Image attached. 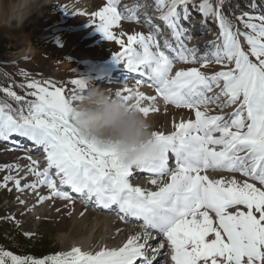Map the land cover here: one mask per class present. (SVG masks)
<instances>
[{
    "label": "snow or ice",
    "instance_id": "obj_1",
    "mask_svg": "<svg viewBox=\"0 0 264 264\" xmlns=\"http://www.w3.org/2000/svg\"><path fill=\"white\" fill-rule=\"evenodd\" d=\"M248 8L236 15L238 0H104L90 14L71 13L87 14L88 26L119 46L112 60L133 73L134 86L106 89L110 94L146 118L159 111L158 99L194 118L173 122L167 134L153 131L160 155L131 167L74 127L85 79L70 80V90L30 79L15 85L30 90L25 96L11 84L0 87L8 98L0 100V143L29 161L25 177L5 175L0 188L12 182L17 192H36L38 204L79 202L140 229L119 246H73L42 259L0 248V264H264V0H249ZM60 9L68 13L67 5ZM192 12L201 16L199 28ZM208 21L214 39L189 47ZM124 22L149 30L129 34ZM180 63L199 66L175 68ZM213 64L219 70L202 71ZM145 85L155 94L142 91ZM4 168L19 172L18 165ZM140 174L154 190L133 185ZM27 175L33 180L22 184Z\"/></svg>",
    "mask_w": 264,
    "mask_h": 264
},
{
    "label": "rangeland",
    "instance_id": "obj_2",
    "mask_svg": "<svg viewBox=\"0 0 264 264\" xmlns=\"http://www.w3.org/2000/svg\"><path fill=\"white\" fill-rule=\"evenodd\" d=\"M74 1L77 0H51L48 11L38 16L40 23L35 29L26 21L23 24L18 22L6 23L5 19H1L0 69L13 83L22 85L30 79L41 82L51 80L57 86L70 90L73 87L69 83L70 80L79 77L89 80L92 77L99 76H95V74H97V70L100 68L103 69L109 67V65H115L114 67H116V63L111 57L113 53L120 50L119 46L114 42L106 41L99 32L89 27V17L87 14L83 16L72 15V12L66 13L60 9L62 6L69 5ZM90 1L92 2V6H89L88 9L79 8L73 12L80 10L90 14L104 3V0ZM124 3H126V0ZM134 3L135 1L132 4ZM240 10L248 11L249 8H239L238 11ZM149 12L152 15L155 14L152 11ZM197 14L199 19L193 21V24L197 23L195 26L199 28L198 21L201 19V16L198 12ZM34 16L32 14L31 19ZM192 16L193 18L198 17ZM207 25L208 28L205 36L199 38L200 42H203L201 49L207 41L214 39V33L217 32L216 26L212 21H208ZM122 30L129 34L134 31L148 32L144 26H135L128 22L122 24ZM191 66L198 67L199 65L180 63L175 65V68H187ZM217 70H219V66L214 64L202 69V71L208 73ZM107 79L110 81L111 78L106 76L103 79L105 84L108 83ZM13 90L21 96H25V93L30 91L20 87H13ZM26 98L31 99V97ZM7 99L5 97L4 100ZM8 102L11 103L10 100ZM183 111H185L184 114L186 116L182 114ZM192 117L193 114L188 109H178L172 105H167L155 117L153 129L154 131H162L166 127V122L173 124V122H178L181 119ZM24 155L23 151L12 148L10 144L0 143V183H3L5 175L25 177L26 165H28L29 161L21 158ZM38 156L37 153H33L34 159H39ZM4 165H18L19 172L6 169ZM32 180L33 177L27 175L21 183H29ZM131 182L135 186L154 190V186L148 183L146 174H140L138 178L133 179ZM8 188L12 190L9 192ZM38 191L41 195L47 194V190L44 187H41ZM35 194L36 192L31 190L16 193L12 182L8 183L7 188H0V248L10 250L20 256L42 259L57 252H62V241L59 234L67 231L70 233L76 230L73 226L74 219L72 217L74 208L77 205H81L84 212L91 211L90 218L95 214L93 208L86 209L79 202L75 203L74 207H66L67 201L59 199L44 201L38 204ZM21 200L24 201L23 204L20 203ZM69 213L71 214L69 215ZM9 217H13V219H9ZM78 230L80 231L81 228ZM8 231L15 233L16 237L9 238ZM23 231H26L31 236L25 235L26 233L22 234ZM35 255L38 256L36 257Z\"/></svg>",
    "mask_w": 264,
    "mask_h": 264
},
{
    "label": "clouds",
    "instance_id": "obj_3",
    "mask_svg": "<svg viewBox=\"0 0 264 264\" xmlns=\"http://www.w3.org/2000/svg\"><path fill=\"white\" fill-rule=\"evenodd\" d=\"M37 7L35 0H27L23 6L10 4L5 22L23 24ZM80 95L81 100L73 109L72 123L82 138L101 149L114 151L131 167L142 166L160 155L161 146L152 135V122L135 107L98 87L87 85Z\"/></svg>",
    "mask_w": 264,
    "mask_h": 264
},
{
    "label": "bare ground",
    "instance_id": "obj_4",
    "mask_svg": "<svg viewBox=\"0 0 264 264\" xmlns=\"http://www.w3.org/2000/svg\"><path fill=\"white\" fill-rule=\"evenodd\" d=\"M126 1H128L127 4L133 3L134 1L136 3V0H126ZM26 2L27 0H0V21L1 19H5L10 4L18 3L20 6H23V4ZM50 2L51 0H35V4L38 6L37 11L33 13L35 16L33 17V19H31V16H29L25 20L27 23H30L32 25L33 29L37 28V26L40 23V19L38 18V16L43 15L48 11ZM67 6H68V12L73 13V11L79 8L85 10L88 9L89 6H92V2L91 1L89 2V0H77ZM149 11L151 10L149 9ZM195 19L196 20L193 21H197L199 18H195ZM153 21L156 20L153 18ZM158 26H162L161 29L165 31V35H166L167 32L164 29L162 23L160 25L158 24ZM196 46H200L198 48H201V46H203V42L200 43L198 42ZM114 66L112 65L109 68V70H105V69L97 70V74H95V76L96 75L99 76L92 77V79L89 80L85 79L87 85L92 88L98 87L101 89H111L113 91L123 87L126 82L128 86L130 87L134 86V81L132 79H129L133 75V73L129 72V70L125 68L123 63L120 64L116 63V67ZM111 70H114L113 76H110ZM106 76H109L111 78L110 81L108 79L106 80L108 82L107 84H105L103 81V79ZM141 90L148 95L155 94L154 89L148 88L146 85L142 86ZM157 105L159 107V111L157 113L150 114V116L148 117L149 120L152 122V124L154 123L155 117L161 112V110L165 109L166 107V105L163 104V101L159 99L157 100ZM184 113L185 111H183L182 114L186 116V114ZM165 124L166 127L162 130V132L166 134L172 132V128H173L172 124L168 122H166ZM29 147H31V145H29ZM38 157L40 159V154ZM41 166L43 167V164H41ZM214 175L220 176V175H228V174L216 173ZM15 192L17 193L16 190ZM81 207H82L81 205H77L74 208V213L72 217L74 219L73 226L76 230L71 231L70 233L67 231V232H61L59 234L62 241V251H67L69 248H72L73 246H80L82 249L85 250H87L89 247H92L93 245L98 246L99 244H104L109 247L119 246L126 239L128 234H130L131 232L140 231L139 227H134L133 225L125 224L121 222L115 215H109L101 211H96L94 209L93 212L95 215L90 218L91 211L84 212L82 211ZM81 212H84L83 216L80 215ZM90 219L92 220L90 221ZM80 228L81 230L79 231L78 229ZM117 229H121V231L117 232Z\"/></svg>",
    "mask_w": 264,
    "mask_h": 264
},
{
    "label": "trees",
    "instance_id": "obj_5",
    "mask_svg": "<svg viewBox=\"0 0 264 264\" xmlns=\"http://www.w3.org/2000/svg\"><path fill=\"white\" fill-rule=\"evenodd\" d=\"M248 3H249V0H238V5H239V8L241 9H248ZM236 15H239L240 14V11L237 10V12L235 13ZM3 51V50H1ZM4 57H5V54H4ZM5 59V58H4ZM1 65V63H0ZM13 85V87H15V83H13V81L3 72L1 71L0 69V87H8L9 85ZM16 88V87H15ZM5 99V96L3 94H0V100H4ZM10 102L13 104V107H15V103H13L11 100ZM36 257L38 255H35Z\"/></svg>",
    "mask_w": 264,
    "mask_h": 264
}]
</instances>
